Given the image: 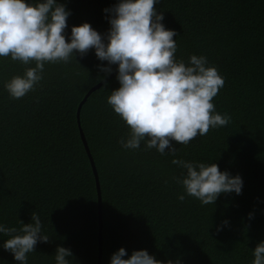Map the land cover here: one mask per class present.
<instances>
[{
    "label": "trees",
    "instance_id": "1",
    "mask_svg": "<svg viewBox=\"0 0 264 264\" xmlns=\"http://www.w3.org/2000/svg\"><path fill=\"white\" fill-rule=\"evenodd\" d=\"M60 2L71 10L66 34L83 22L106 33L102 10L116 0ZM154 7L177 34V59L204 55L216 67L224 85L212 102L231 119L187 145L172 141L174 154L147 149L144 141L125 149L118 141L129 127L107 104L119 87L116 74L91 92L80 121L99 177L101 264L120 247L127 255L146 249L160 260L179 256L182 264H250L252 249L264 240V0H160ZM102 63L91 49L67 63H45L35 89L13 99L4 82L27 66L0 57V223L19 227L35 211L49 236L27 254V264H54L57 245L71 249L73 264H97L98 189L77 109L109 75L97 67ZM173 158L215 162L242 177V191L208 205L186 194L180 201L184 190L173 177L183 170ZM224 219L229 225L217 232ZM0 264L18 262L0 248Z\"/></svg>",
    "mask_w": 264,
    "mask_h": 264
},
{
    "label": "clouds",
    "instance_id": "2",
    "mask_svg": "<svg viewBox=\"0 0 264 264\" xmlns=\"http://www.w3.org/2000/svg\"><path fill=\"white\" fill-rule=\"evenodd\" d=\"M160 0H116L102 11L109 24L100 33L89 22L72 25L67 19L71 10L60 0H0V57H10L26 65L22 75L4 82L13 99L25 96L42 79L45 63H67L75 53L85 55L90 49L106 64L97 67L105 75L115 65L119 87L110 91L107 104L129 127L126 137L118 143L125 149H137L141 141L147 149L164 154L175 153V141L187 145L194 137L205 136L209 128L226 125L231 117L218 113L212 102L224 80L204 55L192 54L187 62L177 59L176 32L162 23L163 13L154 5ZM67 35V39H66ZM32 65V66H28ZM99 79H103L100 77ZM172 164L183 171L173 177L185 194L201 205L214 204L222 193L239 195L243 179L220 170L217 163L186 161L173 158ZM253 213H248V219ZM229 225L224 219L216 225L222 231ZM0 237H7L0 248L9 251L18 264H27V254L34 252L38 242H48L39 215L31 221L19 220V227L0 223ZM250 264H264V240L251 251ZM126 249L113 252L109 264H182L175 259H156L146 249L133 250L127 258ZM54 264H73L70 248L57 245Z\"/></svg>",
    "mask_w": 264,
    "mask_h": 264
},
{
    "label": "water",
    "instance_id": "3",
    "mask_svg": "<svg viewBox=\"0 0 264 264\" xmlns=\"http://www.w3.org/2000/svg\"><path fill=\"white\" fill-rule=\"evenodd\" d=\"M115 74H116V71L114 70L111 74H109L107 77H105L103 80H101L100 82H98L95 86H93L86 93V95L83 97V99L79 103L78 109H77V120H78V124H79V127H80L81 138L83 140V143L85 145V148L87 150V153H88V155L90 157L91 164H92V167H93V172H94L95 178H96L97 189H98V199H99V218H98L99 219V230H98V241H99V251H98L97 264H101V261H102V211H101L100 184H99V177H98L97 168L95 166L93 157H92V155L90 153V149H89V145H88V142L86 140V137H85V133L83 132V129L81 127L80 112H81V109H82V106H83L84 102L87 100V98L91 94V92L93 90H96L97 88L101 87L109 78H111Z\"/></svg>",
    "mask_w": 264,
    "mask_h": 264
}]
</instances>
